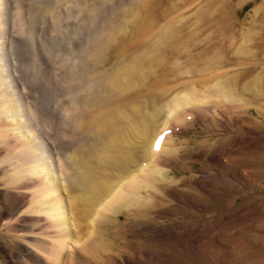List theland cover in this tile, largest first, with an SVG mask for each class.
<instances>
[{"label":"bare ground","instance_id":"bare-ground-1","mask_svg":"<svg viewBox=\"0 0 264 264\" xmlns=\"http://www.w3.org/2000/svg\"><path fill=\"white\" fill-rule=\"evenodd\" d=\"M110 1H96L92 16L86 18V25L93 27L59 38L56 67L62 70V76L59 94L56 93V109L60 107L57 114L53 108L56 90L40 87L42 121L48 125L56 119L59 129L57 115L80 119L82 130L78 134L72 131L71 143L64 145L66 141L62 143L59 137L56 143L53 141L69 152L71 172L65 175V181L59 177L63 171L59 175L48 156L39 155L40 149L30 139L31 128L21 125L14 104L7 102L2 106L3 120L11 127L14 142L23 143L30 158L28 165L18 169L20 180L15 186L21 192L2 203L3 216L12 219L4 224L0 221L9 239L7 243L0 242V264H5V258L10 264H75L83 256L94 261L102 230H121L125 221L137 218L141 212H155L150 219L157 215L174 217L177 222L168 229H176L175 236L187 238L186 244L190 245V225L184 222L189 217L186 208L197 212L202 208L191 198L192 192H206L213 178L200 174L176 180L171 167L181 152L178 133L206 116L225 117L215 115L217 107L222 106L218 99L234 104L244 100L246 94L264 98V76L241 86L243 71L222 72L234 66L222 65L224 54L203 58L200 66L179 72L180 61L191 60L194 50L190 45L199 56L204 53L199 46L205 40L199 37L206 31L205 19H210L211 10L205 14L196 11L194 16L198 19L192 24L187 16L168 20L166 12H159L160 2L138 0L131 5L119 0L113 7L120 11L107 17ZM96 8L101 15L95 17ZM250 35L257 34L245 32L243 40L248 41ZM250 47L241 46L236 54L252 61L255 53ZM207 71L211 72L205 75ZM159 72L162 81H158ZM189 76L197 80L190 84ZM43 79L45 84L51 81L48 74ZM164 87L161 93L157 92ZM147 93L149 97L142 100L141 96ZM6 143L11 145L3 144ZM231 148L221 156L232 160ZM158 196L162 201L166 196L173 200L154 210L151 204ZM173 201L181 205H171ZM19 222L20 229L11 232ZM139 225L149 237L167 233L157 224ZM11 241H18L16 248ZM98 255V264H130L122 249L116 254L102 250Z\"/></svg>","mask_w":264,"mask_h":264},{"label":"rangeland","instance_id":"rangeland-1","mask_svg":"<svg viewBox=\"0 0 264 264\" xmlns=\"http://www.w3.org/2000/svg\"><path fill=\"white\" fill-rule=\"evenodd\" d=\"M96 1L0 0V221L2 223L12 219L3 216L2 203L9 202L14 193L21 192L15 186L20 180L17 176L18 169L28 165L27 158H30L26 146L14 142L10 132L11 127L3 120L5 118L1 113L2 106L8 103L14 104V112L15 115L20 116L21 125L28 130L31 128L30 139L34 140V147L40 149L39 155L48 156L59 175L61 170L63 171L59 177L65 181V175H70L71 172L68 162L69 152L64 151L59 142L55 143L57 137L63 141L62 143L66 141L64 145L67 141L71 143L69 137L72 131L78 134L82 130L79 125L80 119L77 116L72 119L70 115L66 117L60 114L57 115L59 129L56 126V119L47 125L41 117L40 87L44 85L43 87L52 90L51 92L57 91H54L53 107L57 114L60 107L56 109L58 102L56 96L59 94L58 84L62 76V70L56 67L57 43L65 34H75L93 27L92 24L86 25V18L87 15H91ZM118 1H110L105 16L114 17L113 13L120 11L113 7ZM124 1L132 5L138 0ZM152 2L154 4L160 2L159 12H166L168 20L173 18L179 20L187 16L192 24L198 19L194 16L196 11L205 14L211 10L210 19H205L206 31L199 37L205 40L199 46L204 53L199 56L196 48L190 45L194 50L191 60L182 59L179 72L196 64L200 66L207 57L224 54L222 65L234 66L222 72L243 71L241 86L255 77L264 76V0H155V2L153 0ZM94 11L95 17L101 15V10L96 8ZM244 31L257 35H250L248 41H245ZM241 46L243 48L251 46L255 59L251 61L240 53L236 54ZM207 72L205 75L211 71ZM45 74H48L49 79L51 78L47 84L43 81ZM158 78V81L164 79L161 72L158 73ZM188 80V83L193 84L197 79L189 76ZM163 82L169 83L167 80ZM164 89L165 87L157 92L161 93ZM145 94L141 96L142 100L149 97L148 93ZM244 96V100L236 101L234 104L218 99L222 106L217 107L218 111L215 115H226L225 117L206 116L203 121L190 124L187 129L183 128L184 130L177 135V146L180 147L181 152L177 158H174L171 167L176 180L200 174L210 175L213 178L212 185L206 192L199 190L192 192L191 198L202 205V208H199L198 212L186 208L189 217L184 222L190 225L187 233L190 235V245L186 244L187 238L175 236L176 229H168L177 222L174 217L157 215V218L150 219L156 215L155 212L151 214L141 212L137 214V218L133 217L134 219L129 222L125 221L127 224H122L121 230H102L99 234L100 243L98 242L95 249L97 258L94 261H87L88 257L83 256L75 264H98L96 262L100 259L98 253L102 250L106 254L107 251L116 254L121 249L125 250L130 264H264V98H254L250 94ZM84 116L80 115V118ZM4 142H11V145L3 144ZM230 147L232 148L229 156L232 160L221 156L223 151ZM33 158L31 155V159ZM64 183L65 186H69L68 182ZM158 197L155 203L151 204L154 210L169 205V201L173 200L166 196L162 201L160 196ZM171 205L178 206L181 203L173 201ZM140 222L157 224L167 231V235L149 237L139 225ZM2 223L0 242L7 243L9 240L6 236L7 230L3 229ZM20 225L22 222L10 231L20 229L18 228ZM20 231L26 233L25 230ZM11 242L16 248L18 241ZM2 261L10 264L6 258Z\"/></svg>","mask_w":264,"mask_h":264}]
</instances>
